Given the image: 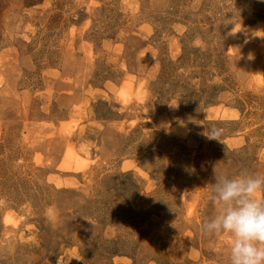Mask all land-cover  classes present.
Wrapping results in <instances>:
<instances>
[{
	"label": "rangeland",
	"instance_id": "rangeland-1",
	"mask_svg": "<svg viewBox=\"0 0 264 264\" xmlns=\"http://www.w3.org/2000/svg\"><path fill=\"white\" fill-rule=\"evenodd\" d=\"M241 170L264 0H0V264H228L199 225Z\"/></svg>",
	"mask_w": 264,
	"mask_h": 264
},
{
	"label": "clouds",
	"instance_id": "clouds-1",
	"mask_svg": "<svg viewBox=\"0 0 264 264\" xmlns=\"http://www.w3.org/2000/svg\"><path fill=\"white\" fill-rule=\"evenodd\" d=\"M222 133L213 125L203 135L220 141ZM206 199L215 214L201 220L200 234H229L228 264H264V174L241 170L232 177L215 176Z\"/></svg>",
	"mask_w": 264,
	"mask_h": 264
},
{
	"label": "bare ground",
	"instance_id": "bare-ground-1",
	"mask_svg": "<svg viewBox=\"0 0 264 264\" xmlns=\"http://www.w3.org/2000/svg\"><path fill=\"white\" fill-rule=\"evenodd\" d=\"M10 219H11V217H10Z\"/></svg>",
	"mask_w": 264,
	"mask_h": 264
}]
</instances>
